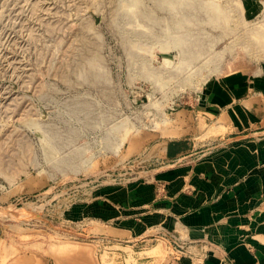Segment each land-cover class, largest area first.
<instances>
[{
	"label": "rangeland",
	"instance_id": "374dc122",
	"mask_svg": "<svg viewBox=\"0 0 264 264\" xmlns=\"http://www.w3.org/2000/svg\"><path fill=\"white\" fill-rule=\"evenodd\" d=\"M260 70L264 0H0V264L161 261L163 231L101 230L95 191L147 175L140 142L176 108Z\"/></svg>",
	"mask_w": 264,
	"mask_h": 264
},
{
	"label": "crops",
	"instance_id": "0c3cea01",
	"mask_svg": "<svg viewBox=\"0 0 264 264\" xmlns=\"http://www.w3.org/2000/svg\"><path fill=\"white\" fill-rule=\"evenodd\" d=\"M238 80L171 112L161 142H140L144 178L95 191L99 221L110 219L99 225L106 234L147 238L148 247L159 240L148 232L163 231L161 261L155 246L145 261L137 250L133 264H264V70L245 74L240 88ZM81 255L68 253L65 264H91Z\"/></svg>",
	"mask_w": 264,
	"mask_h": 264
}]
</instances>
